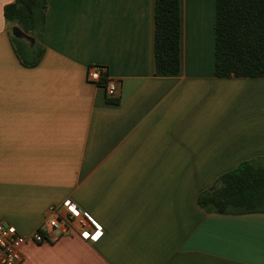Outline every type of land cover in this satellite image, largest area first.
<instances>
[{
  "label": "crops",
  "instance_id": "1",
  "mask_svg": "<svg viewBox=\"0 0 264 264\" xmlns=\"http://www.w3.org/2000/svg\"><path fill=\"white\" fill-rule=\"evenodd\" d=\"M0 0V221L21 264H264V212H209L199 194L264 158V77L215 73V0H181V70H156V0H48L45 53L14 48ZM120 81L118 104L88 79ZM75 202L101 226L32 235Z\"/></svg>",
  "mask_w": 264,
  "mask_h": 264
},
{
  "label": "trees",
  "instance_id": "2",
  "mask_svg": "<svg viewBox=\"0 0 264 264\" xmlns=\"http://www.w3.org/2000/svg\"><path fill=\"white\" fill-rule=\"evenodd\" d=\"M47 5L48 0H14L5 7L6 19L33 39L32 43L11 34L26 66L38 65L44 56ZM215 7L216 75L264 77V0H215ZM155 18L156 70L177 74L181 70V0H156ZM109 102L118 104L120 99L114 96ZM198 202L209 212H264V158L244 161L222 174L199 194Z\"/></svg>",
  "mask_w": 264,
  "mask_h": 264
},
{
  "label": "built area",
  "instance_id": "3",
  "mask_svg": "<svg viewBox=\"0 0 264 264\" xmlns=\"http://www.w3.org/2000/svg\"><path fill=\"white\" fill-rule=\"evenodd\" d=\"M106 70L99 65H91L88 79L104 85L110 97L120 95V81L105 75ZM106 76V80H104ZM102 226L75 202L66 200L54 206L44 223L32 237L38 241L54 240L56 237L73 232L87 238H97L102 233ZM20 234L15 225L0 221V264H21L24 256L19 245Z\"/></svg>",
  "mask_w": 264,
  "mask_h": 264
},
{
  "label": "water",
  "instance_id": "4",
  "mask_svg": "<svg viewBox=\"0 0 264 264\" xmlns=\"http://www.w3.org/2000/svg\"><path fill=\"white\" fill-rule=\"evenodd\" d=\"M12 33L14 36L18 37V38H23V39H26V40H29L33 43V39L32 37L26 33L21 26H19L18 24H15L13 27H12Z\"/></svg>",
  "mask_w": 264,
  "mask_h": 264
}]
</instances>
